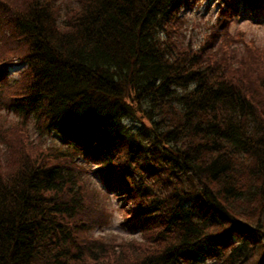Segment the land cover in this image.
Listing matches in <instances>:
<instances>
[{
	"label": "trees",
	"instance_id": "1",
	"mask_svg": "<svg viewBox=\"0 0 264 264\" xmlns=\"http://www.w3.org/2000/svg\"><path fill=\"white\" fill-rule=\"evenodd\" d=\"M201 1L0 0V264H264L263 54L228 23L264 0L193 40ZM116 190L138 238L93 233Z\"/></svg>",
	"mask_w": 264,
	"mask_h": 264
},
{
	"label": "rangeland",
	"instance_id": "2",
	"mask_svg": "<svg viewBox=\"0 0 264 264\" xmlns=\"http://www.w3.org/2000/svg\"><path fill=\"white\" fill-rule=\"evenodd\" d=\"M76 0H56L58 8L61 12H64L67 8L75 7ZM218 6L216 0H202L193 8L186 9L183 14L186 19V32L193 40L200 39L206 32L208 24L214 21L217 15ZM231 17L229 18V28L233 33L240 30L244 33V37L251 41V45H254L255 51L260 53L262 65L264 66V6L255 8L253 10L245 9L240 6L237 10H231ZM18 65L11 66L9 72H18ZM16 76V75H15ZM2 117L7 120H14L12 114L2 113ZM135 123V120L133 121ZM57 139V138H56ZM56 139L47 138L45 145H48L52 140ZM91 167V181L98 184V177L95 173V166ZM116 195L112 193L108 194L106 201V210L110 213L109 224L103 228L94 229V235H100L105 239L120 240L123 238H138L140 235L137 232H131L124 228L121 224L123 215L119 211V207L124 205V200L120 191H115Z\"/></svg>",
	"mask_w": 264,
	"mask_h": 264
}]
</instances>
